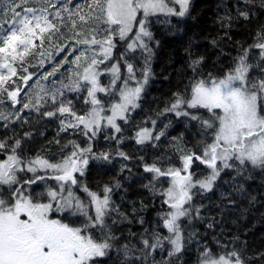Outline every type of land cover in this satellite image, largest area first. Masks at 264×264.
Listing matches in <instances>:
<instances>
[{
	"label": "snow or ice",
	"instance_id": "obj_1",
	"mask_svg": "<svg viewBox=\"0 0 264 264\" xmlns=\"http://www.w3.org/2000/svg\"><path fill=\"white\" fill-rule=\"evenodd\" d=\"M259 6L264 9V0ZM221 7L227 8L223 0ZM255 7L256 0H235L217 15L224 36L211 44L220 56L230 55L220 42H231V30L250 22ZM191 9L192 0H42L40 8L30 0H0V127L7 129L0 137V264H109L114 257V264H185L194 246L196 264H264V252L249 255L239 236L235 244L218 239L208 247L196 227L216 223L203 212L201 201L213 199L208 193L219 195L221 214L241 201H247L242 215L260 203L249 182L255 172L264 177V24L252 43L235 42L236 55L218 75H205L204 57L193 58L183 92H173L155 117L137 122L133 116L154 78L161 46L154 26L179 31L181 20L193 18ZM77 100L88 105L82 113ZM169 113L206 142L197 147L184 132L170 135L171 118L157 127ZM33 119H56L57 135L84 137V146L69 139L61 151H70L56 160L45 149L28 155L23 144L33 133L17 129ZM100 139L117 145L132 139L140 151L157 150L151 163L137 157L151 174L141 187L161 198L151 223L145 216L154 199L123 208V196L121 203L113 199L119 180L93 190L83 179L90 160L132 159L119 149L93 151ZM125 169L130 179L131 168L121 164ZM40 182L44 191L32 188Z\"/></svg>",
	"mask_w": 264,
	"mask_h": 264
},
{
	"label": "trees",
	"instance_id": "obj_2",
	"mask_svg": "<svg viewBox=\"0 0 264 264\" xmlns=\"http://www.w3.org/2000/svg\"><path fill=\"white\" fill-rule=\"evenodd\" d=\"M77 2V0H73ZM235 0H223V4L227 8L221 7V0H192L191 15L192 19H183L176 27L179 31H169V26L156 25L153 31L156 33V38L160 40V48L157 49L156 56L152 62V72L154 78L150 79L145 91V99L141 101L142 109H137L133 113L137 122L145 119L148 116L155 117V111L163 108L165 103L171 98L173 92H183L185 86L191 79L193 73L188 67L190 60L199 56L204 57V63L201 66L204 74L212 73L218 75L223 69H226L231 63V57L236 55L235 42L240 41L241 44L247 45L252 43L253 34L260 24H264V9L259 6V0H256V7L254 9L255 15L250 22H241L231 30L232 40L229 42L227 37L220 42L224 47V51L230 55L220 56L219 47H213L211 44L212 39H218L224 36V30L219 27L217 15H223L224 11L232 8ZM32 6L40 8L42 0H30ZM176 20L175 17L172 18ZM83 25H78L82 27ZM65 31V29H62ZM39 43V41H37ZM82 47V46H81ZM187 49V50H186ZM119 50V49H117ZM67 51V49L65 50ZM258 51V50H253ZM191 53V55L189 54ZM75 55V53H73ZM64 56L61 52L56 56V60ZM69 60L72 56L68 57ZM64 65L60 69L59 75L64 72ZM47 70V65L45 67ZM36 71L35 68L30 67L29 72ZM167 77V79H165ZM16 77H13L15 80ZM105 77H101L103 82ZM32 81H29L31 84ZM27 90V89H26ZM23 95V93H21ZM75 95V93L71 94ZM78 113H82L88 105H85L82 100L74 101ZM19 107V105H16ZM9 111L5 107V112ZM195 111V110H192ZM201 112L206 110L201 109ZM171 118L172 124L169 128L170 135H178L184 132L185 139L189 140L191 144L197 147L202 146V142H206L207 138H201L194 128H186L182 122L183 117L177 118L171 113L167 116H162L157 119V127L161 126V122L167 123ZM2 124V122H0ZM12 127H16L12 125ZM31 130L33 136L30 140H25L23 146L26 148L28 155H35L42 153V149L48 150L47 155L52 159H59L65 152L70 151V146L61 151L63 145L69 139L75 140L81 147L84 146L85 138L81 136H71L68 133L61 132L57 135L59 129V122L56 119H43V120H30L28 124L17 129L18 134ZM7 131L0 127V137ZM71 131V130H69ZM41 133H43L41 135ZM128 137L134 135V131L124 133ZM60 140V144L49 143V141ZM142 146L135 143L132 139H126L124 143L117 145L115 141L97 140L93 142V151H105L119 149L127 153L132 159L123 160L120 157L112 159L111 163L104 161L90 160L86 169L83 179L88 186L96 190L104 184H113L117 180L120 181L122 188L119 191L114 190L113 199L117 203H121V196L124 197L122 204L123 208H128L129 201L143 200L148 203L150 199H154L155 207L149 208L146 213V220L151 223L155 219L156 210L160 207V197H151L146 189L141 187L142 183H148L145 177L151 174L144 172L143 167L140 165L143 162L151 163L154 158L156 149H150L147 152L140 151ZM143 156L142 162L137 157ZM3 159V157H0ZM121 164L128 165L131 168V178L125 179L130 176L127 169L121 171ZM30 175V174H29ZM255 179L249 182V190L257 197L260 203L256 208L250 212H244L243 209L247 207V201H241L239 207H232L221 214L216 205L220 204L219 195L213 196V193H208L207 196H212L213 199L209 200L207 197L201 201L205 205L203 212L211 217L216 218V223L212 229L207 228L206 224H197L196 227L202 236V241L208 247H215L216 241L222 240L225 243H237L233 238L239 236L242 241L247 242V253L249 255L264 252V177H261L259 172L253 173ZM48 184H55V181H47ZM167 187V184L164 185ZM33 189L37 191H44V182L32 185ZM127 190L126 192L124 190ZM83 197V193H78ZM55 216V214H53ZM22 218V217H21ZM23 219V218H22ZM139 225L133 226V231L139 230ZM197 251L195 246L188 251L184 256L185 264H196ZM115 257L109 264H114ZM258 264V262H257Z\"/></svg>",
	"mask_w": 264,
	"mask_h": 264
},
{
	"label": "rangeland",
	"instance_id": "obj_3",
	"mask_svg": "<svg viewBox=\"0 0 264 264\" xmlns=\"http://www.w3.org/2000/svg\"><path fill=\"white\" fill-rule=\"evenodd\" d=\"M57 76H59V73H57ZM102 95V94H101ZM119 122V121H118ZM109 131H111V130H109ZM167 187H168V185H167ZM23 219H24V217H22Z\"/></svg>",
	"mask_w": 264,
	"mask_h": 264
}]
</instances>
